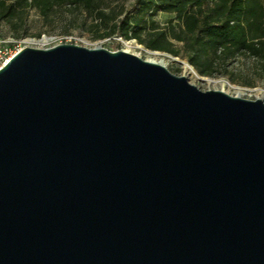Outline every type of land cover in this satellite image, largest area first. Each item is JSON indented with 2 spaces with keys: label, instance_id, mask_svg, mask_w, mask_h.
Masks as SVG:
<instances>
[{
  "label": "water",
  "instance_id": "obj_1",
  "mask_svg": "<svg viewBox=\"0 0 264 264\" xmlns=\"http://www.w3.org/2000/svg\"><path fill=\"white\" fill-rule=\"evenodd\" d=\"M0 264H264V101L25 47L0 69Z\"/></svg>",
  "mask_w": 264,
  "mask_h": 264
},
{
  "label": "trees",
  "instance_id": "obj_2",
  "mask_svg": "<svg viewBox=\"0 0 264 264\" xmlns=\"http://www.w3.org/2000/svg\"><path fill=\"white\" fill-rule=\"evenodd\" d=\"M103 0H0L2 18H19L36 9L48 17L58 8H82L102 28L100 37L120 35L146 49L184 56L201 76L228 75L231 61L256 59L264 79V0H136L122 14H108ZM172 14L166 25L156 17ZM20 36V35H19ZM17 35V37H19ZM181 44V47H178Z\"/></svg>",
  "mask_w": 264,
  "mask_h": 264
},
{
  "label": "rangeland",
  "instance_id": "obj_3",
  "mask_svg": "<svg viewBox=\"0 0 264 264\" xmlns=\"http://www.w3.org/2000/svg\"><path fill=\"white\" fill-rule=\"evenodd\" d=\"M135 1L103 0L102 7L108 14L120 15L128 12ZM174 18V15L166 13H159L156 17L161 25H166ZM94 23V17L82 8L64 6L48 17H43L33 8L28 12L24 26L19 25L18 17L10 19L2 18L0 15V40L5 43L22 42L26 47L39 49L74 44L88 49L126 51L147 61L164 63L171 73L186 77L202 91H223L234 97L264 101V79L259 76V63L256 59L241 57L231 61L228 75L201 76L183 55L175 57L168 53L151 51L137 40H126L120 35L102 38L100 35L104 30L96 27ZM181 46L178 44V47Z\"/></svg>",
  "mask_w": 264,
  "mask_h": 264
},
{
  "label": "built area",
  "instance_id": "obj_4",
  "mask_svg": "<svg viewBox=\"0 0 264 264\" xmlns=\"http://www.w3.org/2000/svg\"><path fill=\"white\" fill-rule=\"evenodd\" d=\"M25 47L22 42L5 43L0 40V69Z\"/></svg>",
  "mask_w": 264,
  "mask_h": 264
},
{
  "label": "bare ground",
  "instance_id": "obj_5",
  "mask_svg": "<svg viewBox=\"0 0 264 264\" xmlns=\"http://www.w3.org/2000/svg\"><path fill=\"white\" fill-rule=\"evenodd\" d=\"M160 64H162V65H164V66H165V64H164V63H160ZM200 78H201V77H200ZM201 79H204V80H205L206 78H201Z\"/></svg>",
  "mask_w": 264,
  "mask_h": 264
}]
</instances>
